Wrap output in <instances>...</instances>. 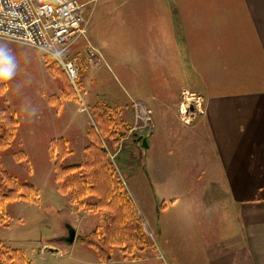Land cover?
<instances>
[{
  "label": "crops",
  "instance_id": "crops-1",
  "mask_svg": "<svg viewBox=\"0 0 264 264\" xmlns=\"http://www.w3.org/2000/svg\"><path fill=\"white\" fill-rule=\"evenodd\" d=\"M146 5L157 18L136 22L129 7V58L115 62L123 94L150 111V135L134 142L160 212L170 209L159 245L172 264H264V0ZM126 104L114 100L132 119ZM186 173L190 194L171 187Z\"/></svg>",
  "mask_w": 264,
  "mask_h": 264
},
{
  "label": "rangeland",
  "instance_id": "rangeland-1",
  "mask_svg": "<svg viewBox=\"0 0 264 264\" xmlns=\"http://www.w3.org/2000/svg\"><path fill=\"white\" fill-rule=\"evenodd\" d=\"M146 1L97 0L85 32L97 52L89 56L85 52L87 42L82 37L71 45L68 52L69 57L77 58V91L66 86L67 81L57 68L51 71L53 69L45 66L39 51L0 39V43L15 50L19 59L17 76L12 81L3 82L5 87L0 92V112L11 108L18 123L14 139L0 151V171L7 172L21 183L31 184L38 192L36 203L14 201L6 205L5 224L0 225V254L19 250L29 264H172L162 251L158 236L160 217L169 216L170 209L160 212L164 207L162 198L156 192L155 184L151 185L143 175L144 148L134 142L140 140L143 133L130 132L134 126L133 118L124 120L121 109L114 105V100L124 97L127 104L123 109L134 107L120 89V86H125L126 78L117 75L115 59L126 65L129 58V39L132 38L129 7L136 9L132 15L136 22L145 19L148 23L152 17L157 18L155 9L158 8L154 9L156 6L153 5V8L145 10L153 4L148 6ZM149 9L154 10V14ZM98 102L118 109L125 125V133L117 140L103 137L100 140L138 211L146 239L142 252L134 253L133 257H123L114 247L110 259L104 263L81 238L93 230L101 234L110 214L107 211H86L71 204L68 195L57 192L49 150L51 140L64 138L70 153L62 164L71 166L84 162L87 130L94 126L90 111ZM56 112L57 115L54 114ZM193 175L186 173L185 184L176 180L171 187L185 185L190 194L197 185ZM170 180L162 184L165 191ZM82 202L90 204L94 198L89 196ZM66 226L74 230V239L69 245L61 240L67 235ZM51 249L57 252H51ZM195 254L204 261L202 255L206 253ZM0 264H6L2 257Z\"/></svg>",
  "mask_w": 264,
  "mask_h": 264
},
{
  "label": "trees",
  "instance_id": "trees-1",
  "mask_svg": "<svg viewBox=\"0 0 264 264\" xmlns=\"http://www.w3.org/2000/svg\"><path fill=\"white\" fill-rule=\"evenodd\" d=\"M43 63L48 69L63 74L61 68L48 57ZM0 83V92L4 90ZM94 126L87 130L88 142L84 147L86 160L77 165L64 166L62 161L70 151L67 140L53 139L49 143L50 155L53 159V178L56 190L61 195H68L71 204L82 207L86 211H107L110 219L107 226L99 234L93 230L81 241L94 249L97 258L104 263L110 259L114 247L123 257H133L134 253L142 252L146 247L142 222L133 201L128 196L110 157L104 150L100 138L117 140L125 131V125L118 109L98 102L91 107ZM14 111L7 107L0 112V151L9 146L17 130ZM96 127V128H95ZM92 196L94 202L83 204V199ZM37 190L28 183H21L7 172L0 171V225L5 224V207L14 201L36 203ZM0 257L6 264H29L19 250L1 253Z\"/></svg>",
  "mask_w": 264,
  "mask_h": 264
},
{
  "label": "built area",
  "instance_id": "built-area-1",
  "mask_svg": "<svg viewBox=\"0 0 264 264\" xmlns=\"http://www.w3.org/2000/svg\"><path fill=\"white\" fill-rule=\"evenodd\" d=\"M96 3L97 0H0V39L32 47L47 56L76 88L77 58L69 57L68 52L80 37L87 42L85 52L89 56L97 52L85 34ZM139 103H133L134 126L130 132L146 137L153 125L150 111Z\"/></svg>",
  "mask_w": 264,
  "mask_h": 264
},
{
  "label": "clouds",
  "instance_id": "clouds-1",
  "mask_svg": "<svg viewBox=\"0 0 264 264\" xmlns=\"http://www.w3.org/2000/svg\"><path fill=\"white\" fill-rule=\"evenodd\" d=\"M18 67L19 59L15 50L0 43V83L14 80Z\"/></svg>",
  "mask_w": 264,
  "mask_h": 264
},
{
  "label": "water",
  "instance_id": "water-1",
  "mask_svg": "<svg viewBox=\"0 0 264 264\" xmlns=\"http://www.w3.org/2000/svg\"><path fill=\"white\" fill-rule=\"evenodd\" d=\"M144 139H142V144L144 143ZM74 239V230L72 228V231L70 233H67V235L61 237V240H63V242H65L66 244H71L73 242ZM51 252H57V250H52Z\"/></svg>",
  "mask_w": 264,
  "mask_h": 264
},
{
  "label": "flooded vegetation",
  "instance_id": "flooded-vegetation-1",
  "mask_svg": "<svg viewBox=\"0 0 264 264\" xmlns=\"http://www.w3.org/2000/svg\"><path fill=\"white\" fill-rule=\"evenodd\" d=\"M72 231V228H69L68 226H66V234L70 233Z\"/></svg>",
  "mask_w": 264,
  "mask_h": 264
}]
</instances>
